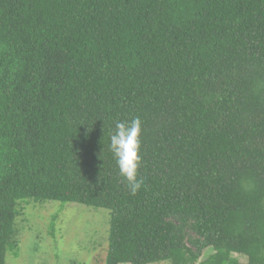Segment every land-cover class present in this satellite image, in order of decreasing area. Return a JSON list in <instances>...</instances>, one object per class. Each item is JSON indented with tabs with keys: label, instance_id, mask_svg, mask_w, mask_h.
Masks as SVG:
<instances>
[{
	"label": "trees",
	"instance_id": "16d2710c",
	"mask_svg": "<svg viewBox=\"0 0 264 264\" xmlns=\"http://www.w3.org/2000/svg\"><path fill=\"white\" fill-rule=\"evenodd\" d=\"M28 201L109 210L106 264H264V0H0V264Z\"/></svg>",
	"mask_w": 264,
	"mask_h": 264
},
{
	"label": "rangeland",
	"instance_id": "374dc122",
	"mask_svg": "<svg viewBox=\"0 0 264 264\" xmlns=\"http://www.w3.org/2000/svg\"><path fill=\"white\" fill-rule=\"evenodd\" d=\"M110 223L111 214L106 209L75 203L21 202L14 246L6 254V264H106ZM233 257L247 262L238 254Z\"/></svg>",
	"mask_w": 264,
	"mask_h": 264
},
{
	"label": "clouds",
	"instance_id": "9594fccd",
	"mask_svg": "<svg viewBox=\"0 0 264 264\" xmlns=\"http://www.w3.org/2000/svg\"><path fill=\"white\" fill-rule=\"evenodd\" d=\"M142 120L133 116L130 121H117L115 131L110 136V149L116 160L120 176L126 181L128 190L135 194L141 187L138 178Z\"/></svg>",
	"mask_w": 264,
	"mask_h": 264
}]
</instances>
